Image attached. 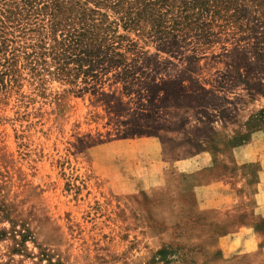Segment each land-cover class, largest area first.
Returning <instances> with one entry per match:
<instances>
[{"label": "rangeland", "instance_id": "1", "mask_svg": "<svg viewBox=\"0 0 264 264\" xmlns=\"http://www.w3.org/2000/svg\"><path fill=\"white\" fill-rule=\"evenodd\" d=\"M248 148L264 0H0V264H264Z\"/></svg>", "mask_w": 264, "mask_h": 264}, {"label": "crops", "instance_id": "2", "mask_svg": "<svg viewBox=\"0 0 264 264\" xmlns=\"http://www.w3.org/2000/svg\"><path fill=\"white\" fill-rule=\"evenodd\" d=\"M245 157L247 158L248 162H252L253 164H258L259 167L262 169L259 172V184L255 185V189L257 192L255 193V207H254V217L255 219H264V148H248L245 150ZM237 187H242L244 188L243 182L238 184ZM251 231V232H249ZM238 236H243V237H251L257 238L259 235L256 231H254L253 228L250 229L249 226L244 227L241 229V232L237 234ZM251 239V241H252ZM254 241V239H253ZM244 252H253V251H258V245L255 244L252 248L248 249L246 248L247 245L244 242ZM262 252L264 253V246L262 248Z\"/></svg>", "mask_w": 264, "mask_h": 264}]
</instances>
